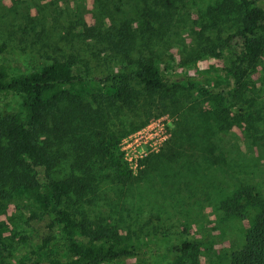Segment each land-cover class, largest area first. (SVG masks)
Masks as SVG:
<instances>
[{
    "label": "rangeland",
    "instance_id": "374dc122",
    "mask_svg": "<svg viewBox=\"0 0 264 264\" xmlns=\"http://www.w3.org/2000/svg\"><path fill=\"white\" fill-rule=\"evenodd\" d=\"M257 5L264 11V0ZM82 24L111 34L127 27L134 49L153 54L177 86L175 95L155 96L145 108L119 107L127 118L110 134L132 179L125 187L100 182L80 204L89 220L130 235L137 255L110 264H175L185 242L197 247L189 263L229 264L252 213L225 217L220 202L241 185L264 196V132L255 140L253 127L236 121L248 111L264 129V47L255 61L241 54L237 12L226 0H0V65L15 73L82 52ZM239 58L242 97L235 93ZM108 63L89 67L99 74L118 66ZM104 89L108 83L74 88L88 98ZM0 112L20 116V99L1 100ZM32 209L21 193L0 199L7 263L25 252L15 241L34 232L27 224Z\"/></svg>",
    "mask_w": 264,
    "mask_h": 264
},
{
    "label": "trees",
    "instance_id": "16d2710c",
    "mask_svg": "<svg viewBox=\"0 0 264 264\" xmlns=\"http://www.w3.org/2000/svg\"><path fill=\"white\" fill-rule=\"evenodd\" d=\"M257 1L262 0H226L237 12L239 30L234 36L242 39L241 54L253 61L264 47V11ZM82 25L78 32L85 45L82 52L15 73L0 65V101L17 97L22 111L20 116L0 112V199L14 193L27 197L33 205L27 224L34 231L15 241V247L24 246L25 252L8 263L11 254L0 237V264H110L137 255L127 232L89 220L80 204L98 190L100 182L125 187L132 179L118 139L110 134L126 121L119 107L145 108L155 96L175 95L177 86L170 84L153 54L144 57L134 49L127 27L121 25L111 34ZM134 51L138 52L132 57ZM238 60L235 76L244 63ZM93 61H104L102 67L109 61L118 66L107 65L98 74L89 67ZM240 76L237 97L245 89ZM85 83H108V89L88 98L74 90ZM237 116L236 121L253 127L255 140H260L264 132L260 119L241 110ZM246 208L252 216L229 264H264V196L241 185L220 202L225 217L243 218ZM192 251H197L195 244L182 243L175 264H191Z\"/></svg>",
    "mask_w": 264,
    "mask_h": 264
}]
</instances>
